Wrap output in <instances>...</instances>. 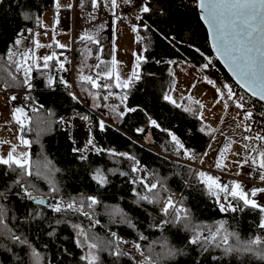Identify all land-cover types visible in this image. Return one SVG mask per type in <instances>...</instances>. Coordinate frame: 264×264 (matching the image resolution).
I'll return each instance as SVG.
<instances>
[{
    "label": "trees",
    "instance_id": "1",
    "mask_svg": "<svg viewBox=\"0 0 264 264\" xmlns=\"http://www.w3.org/2000/svg\"><path fill=\"white\" fill-rule=\"evenodd\" d=\"M77 1L75 0V5ZM90 1L87 0L85 5H89ZM149 2L153 11L139 13L143 19H136L135 23L140 27L139 33L135 34L143 37L139 42L142 45V55L146 58V61L140 62L138 69L141 79L134 80L127 89L116 87L112 80L108 79L106 84L111 87L101 88L102 96L99 101L100 108L105 104L111 107L104 99L108 92L122 98L127 95V100L123 101L125 107L137 108L136 112H127L121 117L119 115L121 111L111 107L105 116L111 114L113 122L102 120L99 115L87 109L78 98L74 99L73 95L64 91L70 88V85L55 82L51 87L46 84L44 86V82L35 79L33 73L30 79L33 91L28 95L22 89H28L24 82L21 85L13 83L9 80L7 72L0 68V83L4 87L0 95L6 97L7 104L10 103L12 95L20 99L28 95L31 97L28 101L33 103V106L36 105L40 111L38 113H41L37 115L41 121L37 131L33 130L37 118L26 124L23 133L19 130L20 135L32 142L26 147L29 148L31 160L34 159V175L24 177L23 182L32 192H38L45 197L60 194L67 202L96 196L100 203L90 211L93 220H99L100 223L90 231L102 240L109 239L110 232H116L119 237L130 243L137 241L142 233L147 237L146 240H139L144 254H149L151 245V255L160 258L159 264H264V259L252 254L233 252L226 255L223 248L208 246V251L204 252L199 245L188 243V238L193 233L186 230L182 224L165 225L163 230L151 227L163 220L161 207L158 204L137 200L136 193L144 191L140 183H132L133 180H139V172H132L133 161L113 154L128 153L136 157L140 162L138 167L146 168L153 175L155 182L162 180L169 191H182L181 197L191 212L193 224L207 225L214 231L217 222H225L228 231L236 232L241 241L256 235L264 237V230L259 228L260 211L244 207L240 202L236 212H221L216 199L208 195L204 186L196 180L194 173L198 172L199 168L186 158H178L180 153L176 152L168 132L161 130L167 129L174 133L185 148L198 156L204 151L211 137L200 131L202 120L195 102L190 106L180 103L181 106L177 107L163 99L164 94L169 93L173 86V70L178 65L185 63L195 67L202 78L215 81L217 87L224 83L232 87L237 85L211 52L195 2L190 0ZM161 6L164 8V15L156 11ZM54 8V0H0V53L7 52L18 37L17 33L23 32L24 37L27 35V29L34 31L41 28L42 14ZM25 15L27 19L24 18ZM143 23H147L150 30H144ZM160 33L174 39L169 42L162 39ZM81 44L84 45L83 42ZM94 55L95 49L92 47L91 58ZM205 64H208L207 68L203 67ZM85 71L91 75L90 68ZM101 82L105 84L104 80ZM78 85L79 87L85 85V88L93 90L88 81H81ZM236 91L246 99L249 98V95L238 86ZM253 102L256 106L261 103L256 99ZM10 105L12 107L15 103L11 102ZM185 108H190L191 111H185ZM228 108L243 113V110L236 108L232 102H229ZM83 112H88L91 116L89 136L95 145V148L85 153L88 157L86 160H81L80 153L73 151L75 142L68 126L61 121L62 117ZM253 113L255 118L264 120L263 115H256L255 111ZM149 117L155 119L160 128L152 127L148 122ZM100 121H104L103 129L100 128ZM138 128H144L145 131L138 133L136 131ZM147 136H150V139L146 143L144 139ZM96 148L103 151L97 152ZM47 162H50L49 166H46ZM98 168L105 170L108 177V183L103 186L92 179L93 172ZM109 169L114 172L107 171ZM37 172L39 175H36ZM18 178H20L18 171L0 165V193L6 197L0 198V204L6 209L7 228L27 236L42 254L40 264H87L80 259L86 254V249L84 251L76 245L75 229L71 225L81 223L87 227L89 220L79 213L72 211L57 213L49 206L27 200L20 185L14 183ZM53 187L59 191L52 192ZM164 194L161 190L162 197ZM114 210H123L136 227L121 223L119 216L110 215ZM57 221L60 223L57 224ZM53 229L55 234L48 236V232ZM208 234L205 229L204 235ZM162 236L167 238L169 246L178 250L175 256L167 257L166 249L161 246ZM229 242L235 243L232 238ZM9 248H13L11 241L7 236L0 235V264H18L13 252L8 251ZM123 248L126 249L125 244ZM13 251L23 258L24 264H32L27 247L15 246ZM100 256L102 264H138L142 259L140 252L136 254L129 252V255L117 258L109 251H104Z\"/></svg>",
    "mask_w": 264,
    "mask_h": 264
},
{
    "label": "snow or ice",
    "instance_id": "2",
    "mask_svg": "<svg viewBox=\"0 0 264 264\" xmlns=\"http://www.w3.org/2000/svg\"><path fill=\"white\" fill-rule=\"evenodd\" d=\"M105 3L107 6L110 3L111 8L113 9V14L115 15V9L119 7L117 0H91V6L93 9H96L100 6L101 3ZM125 4H131L132 0H123ZM83 4V0H81ZM197 7L200 11V18L208 26L209 34L213 42V47L216 49L219 56L223 57L225 63L229 66L230 70L233 72L236 77L237 83L241 88L250 93L253 97H258L260 101L264 102V0H196ZM56 7L59 9V0H56ZM70 7V6H69ZM138 11L140 14L151 13L153 8L149 0H142L141 4L138 6ZM161 15H164V8L161 6L156 9ZM27 19V15L24 17ZM94 18V17H93ZM119 18V17H117ZM137 20H142V15L136 16ZM58 23V20L56 21ZM144 30H150V26L147 23H143ZM29 33H32V29H27ZM132 31L139 33L140 27L133 25ZM47 34V33H45ZM34 35H39L35 33ZM161 38L168 40L174 39V37L164 36L163 33H160ZM19 38H16L13 41L12 46L7 49L6 59L7 62L15 66L17 72H22L24 76V84L30 89L32 84L30 83L31 73L33 67H42L44 69L49 68V61L58 59L56 53L50 55H44L43 57H36L34 53V48L22 47L25 43L23 32L17 33ZM80 39L94 41L99 43L98 40H94L92 35H89L87 32L84 33ZM137 40H143V37L137 35ZM33 45L35 48L44 47L38 41L33 40ZM60 48L66 47L65 45L58 44ZM51 47V45H48ZM146 51V49H145ZM199 51V49H197ZM60 55H63L61 53ZM39 59L42 60V65L35 63ZM32 61V63H30ZM146 61V58L143 55L136 56V64L133 69L132 75H130L127 80L120 82V77L116 76V87H122L124 89L129 88L130 84L134 80L141 79L139 74L140 62ZM210 62V61H209ZM171 63V61L169 62ZM113 66L117 64L115 58L112 60ZM97 69L100 68V65L95 66ZM204 68L208 67V64L203 65ZM59 68L64 69V63L59 62ZM101 75L112 79L111 71H104L103 73L97 72L96 78H93L91 75H82L81 80L88 81L91 83L93 88L103 87L109 88V84H99L97 81L100 79ZM15 79V77H13ZM207 79V78H206ZM61 81L67 85L66 81ZM55 82L54 78L48 77V86L51 87ZM208 83L216 87L215 81L208 80ZM216 92L219 94V99L217 103L223 102L224 108L229 107V102H232L236 108L243 110V119L244 121H252L254 113L251 110H245V97L238 95L232 86L227 83H224L221 87H216ZM111 95V93H109ZM75 99V95L73 94ZM108 97L105 96L104 99ZM11 100H16L17 96L12 95ZM24 99L27 101L31 99L30 96L25 95ZM163 99L170 101L177 107L181 105L172 99L170 93H165ZM127 100V95H124L122 102ZM196 103L203 109L204 105L200 104L199 101ZM28 105L15 107L12 112L13 120L19 125L20 132L23 133L26 130V124L30 123L33 117L29 116L25 111ZM42 107V106H41ZM32 112H38L39 109L32 107L30 109ZM185 111H191L190 108H185ZM137 108H127L125 107L124 111L119 112V115L123 117L127 112H136ZM239 115V113H238ZM82 119L87 120L88 117L84 116ZM200 119L203 120V114L201 112ZM149 124L152 127L160 128V124L155 120L149 117ZM243 126L244 132H251L252 124L245 123L243 125L237 124V127ZM105 127L104 121H100V128ZM162 131L168 132L171 142L173 143L175 150L179 153L181 150L185 157L192 158V153L189 149L185 148V145L181 140L172 132L167 129H161ZM136 131L144 132V128H138ZM201 132H206L212 139H215L214 133L217 129L212 128L209 125L202 126L200 129ZM20 144L25 146H30L32 143L28 139H25L22 135L18 137ZM243 140L245 141H258L260 145L258 147L251 146V151L256 153V155H249L247 158L242 161H236L235 163L238 167L242 168L244 165H249L253 171H256L259 176L260 181H264V134L261 132H256L254 136L244 135ZM233 141L229 140L223 148L220 150L219 158L216 162V168H225L226 165L221 161L224 157L225 152L229 149ZM0 144H11L10 150L6 155H0V165L6 166L12 171H18L20 178L14 181L15 184L20 185L23 189V194L25 197L31 200H36L39 204H44L46 201L44 198H39L33 196L28 192L27 187L23 182L24 177H31L34 175L33 172V161L31 160L30 154L27 151H17V145L12 144L11 141L0 140ZM95 148L93 139L90 137L85 145L84 149L74 148V152L80 153V159L86 160L88 157L84 152L89 147ZM211 147V145H209ZM245 149H249L250 145L245 144ZM97 152L103 151L102 149L96 148ZM114 155H120L128 158L133 161L132 172H140L141 169L138 167L139 161L134 156H130L128 153H113ZM207 156L208 153L203 154ZM238 155V154H237ZM50 162L46 163V166H49ZM59 171V169H55ZM114 172V170H107ZM121 175H126V173H120ZM241 173L237 171L236 176H239ZM6 175V173H5ZM39 175V172L36 173ZM196 180L199 184L203 185L207 194L214 197L216 202L219 204L221 212L232 211L236 212L239 209L240 202H242L244 207L251 209H258L261 213V220L259 228L264 230V204L260 203L256 197L257 194H264V187H253L250 190H246L244 182L239 180H232L228 183H221L220 178L211 175L205 171H198L194 173ZM251 175V173H249ZM92 179L97 182L98 185H105L108 183V177L105 170L96 169L92 174ZM132 183H140L143 186V193L137 192V200L140 202H147L149 204H158L162 203L160 211L163 213L167 219L161 220L158 224H154L151 227L164 229L165 225L169 224H182L186 230H190L193 234L188 238V243L191 245H199L201 250L206 252L208 251V246L223 248L226 255L232 254L233 252L237 253H247L264 259V237L256 235L252 238H249L246 241H241L239 235L236 232H229L225 222H217L214 227L215 230H212V227L207 225L193 224L191 221V212L185 206L183 197L176 198L174 194H169L166 196L161 195V190L164 193H168L169 190L165 187L162 180H157L153 183H148L146 178L141 176L139 180H133ZM187 183V181L185 182ZM190 186V185H189ZM52 192H58L59 189L53 187ZM135 191V189H134ZM223 194V195H221ZM0 198H5L3 193H0ZM236 201L237 203H233ZM100 203L99 199L96 196H87L79 200L72 199L70 202H64L63 198L56 200L55 203H50L49 207L53 211L60 213L62 211H72L74 213H79L89 220V225L86 227L81 223H73L71 226L75 229V243L78 247L86 249V254L80 257L81 260L86 261L87 264H102L100 253L104 251H109L111 255L119 258L120 256H127L129 252L127 249L123 248L124 244H128L129 241L124 240L122 237H119L116 232H110V238L106 240L100 239L90 230L100 223L99 220H93L91 209L94 206ZM39 214H36L38 216ZM110 215L119 216L121 223H126L132 228H135L136 225L132 222V219L123 212V210L113 211ZM6 209L3 204H0V235H5L11 241L13 248L15 246L27 247L29 259L32 264H40L42 259V254L37 251L35 246L27 238L17 234L12 229L7 228L5 224ZM33 217V219L36 218ZM60 221H57L59 224ZM207 229L208 235H204V231ZM55 230L48 232V236H53ZM230 238L234 239L235 243H230ZM142 233L139 235L137 241H133L132 247L140 252L142 259L138 264H159L160 258L154 257L151 255L149 246V254L145 255L142 250V246L139 243V240H146ZM162 247L166 249L167 257H173L177 254L178 250L174 247L169 246L168 240L166 237H161ZM155 243V242H154ZM13 248H9L8 251L13 252V256L18 261V264H24L23 258L19 256L16 252L13 251ZM213 259H216L213 257Z\"/></svg>",
    "mask_w": 264,
    "mask_h": 264
},
{
    "label": "rangeland",
    "instance_id": "3",
    "mask_svg": "<svg viewBox=\"0 0 264 264\" xmlns=\"http://www.w3.org/2000/svg\"><path fill=\"white\" fill-rule=\"evenodd\" d=\"M73 6H75V3L73 4ZM35 33H39V35H34ZM53 33V29L47 31L39 28L35 29L32 33L27 32V35L24 36L26 40L24 39L25 43L22 47L33 48V40H36L41 45H44V47L34 48V53L36 51H45L44 54L56 53L57 57L58 55L63 53V55H60V59H54L51 63H49V71H45L47 69H41V71H39L38 76H43V79H38L37 77L35 79L42 80L44 82V86L45 84L48 86V77H54V73H56L57 80L61 81V78H63V81H66L67 85H70L72 87L71 89L64 90L65 92H68L69 94L73 93L76 98H78L84 105H86L87 109H90L92 112L99 115L102 120L113 122V117L111 114H107V116H105V114L111 107L107 104H105L103 108L99 107V101L101 100L102 96L101 88L95 89L91 86L93 90L91 89L90 91L89 87L85 88V85L79 87L78 85L79 82L83 81L81 80L82 75H89L88 73H86L85 70H87V68L92 67V63L96 58V54L94 55V57L91 58V50L89 48H84L82 44H80L78 41H71L70 39L69 41H67L66 37H64L62 40V45H65L66 47L60 48L57 46L58 44L56 43L57 45L55 48L52 46L53 38L51 34ZM44 35L47 38L40 40ZM126 37L127 40H125L123 44H127L132 50L121 56L119 55L118 50H115V60L117 61V64L114 66L112 76V82L115 85L117 82V75L120 77V82L127 80V78L132 75L133 69L135 67L134 61L136 59V56L139 55L140 52L142 53V45L137 40V35L128 34ZM48 45H51V47H48ZM66 52L69 53L68 56H65ZM59 62L64 63V69H66V71L61 70L59 68ZM30 63H32V61H30ZM0 68L7 72L9 80L13 83L17 85H21L23 83V73L17 72L15 70V66L7 62L6 52L2 54L0 53ZM50 69H52V71ZM32 74L33 71L31 73V76ZM173 74L174 82L171 90L169 91L172 96V99L176 100L178 104L182 103L185 106H190L193 102L196 103V101H199L200 104L204 105L203 109H201L200 106L196 103V106L199 108L200 115L202 112L204 117L201 126L209 125L212 128L217 129V131L214 133L215 139L213 140L212 137H210L209 143L204 151V153L207 152L208 155H202L200 159V166L198 164H195V167L199 168L198 171H205L213 176L219 177L221 183H228L232 180H239L244 182L246 190H250L251 188L256 187V185L258 184H256L251 175H249V173L252 174V171H249V169L252 168H250L249 165H244L243 167H245L246 169L240 171V167H238L235 162L242 161L249 155H256V153L251 151V146L258 147L260 145V142L254 140L245 141L243 140V136H254L256 132H261V134H264V120H260L258 118L255 119V117L253 116L252 121H244L243 113H239L238 115V112L235 111V109H225L223 102L217 103V100L219 99V94L216 92L217 86L214 87L212 84L208 83L209 79L202 78L195 67L184 63L178 65L173 70ZM13 77H15V79H13ZM62 84L65 85L63 82ZM0 85L2 84L0 83ZM22 89L28 95H30L33 91L32 87L30 89ZM107 97L109 105H114L109 100V98L111 97V99L114 100L113 97H115L117 103L116 106H118V110H125V105L124 102H122V97H119L118 95L112 93L111 95H109V92L107 94ZM11 102L15 103V105H12V107L10 105ZM23 105H28L25 111L29 116L33 117V119L37 118L33 130L37 131L40 128V116L37 115H40L41 113L31 112L30 110L32 107H37L36 105L33 106V103H30L28 100L26 101L25 99H20L18 97L16 100H11L10 103L7 104L6 97L0 95V140H7L11 141L12 144H16L18 146L17 151L29 152L28 147L23 144H20V141L18 139V137L21 136L19 133V125L15 122V120H13L12 117V112L14 108ZM84 116H87L88 119H82V117ZM61 121L62 123H65L68 126L71 137L75 142V148L84 149L87 140L90 138V114L88 112L72 113L71 115H68L64 118L62 117ZM245 123L252 124L253 130L251 132H244L243 126L239 128L237 127V124L243 125ZM229 140L233 141V143H231L229 149L225 152L224 157L221 161L223 164L226 165V167L222 169L216 168L215 165L219 158L220 150L226 143H228ZM144 142H149V136L144 139ZM245 144H249L250 148L245 149ZM209 145H211V147H209ZM10 148L11 144H0V155H6ZM91 148L92 147L90 146L84 152V154ZM179 153L180 155L178 156V158L185 159L183 151L181 150ZM188 159L189 158H186V160ZM32 161L34 162V159ZM140 169L141 171L139 172V177H145L148 183L155 182L153 175L146 168L141 167ZM237 171H240L241 173L239 176L235 175ZM251 184H253V187H250ZM261 186H264V184H261ZM28 192L33 194H39L38 192H32L30 190H28ZM168 193H165L164 195H167ZM53 195H51L50 198H53L54 202L62 198L60 194ZM63 201L67 202L64 199ZM167 218L168 217H165L163 215L162 219L164 220ZM125 248L132 254L137 253V251L132 247V243L130 242L128 244H125ZM83 250L85 251L84 248Z\"/></svg>",
    "mask_w": 264,
    "mask_h": 264
},
{
    "label": "crops",
    "instance_id": "4",
    "mask_svg": "<svg viewBox=\"0 0 264 264\" xmlns=\"http://www.w3.org/2000/svg\"><path fill=\"white\" fill-rule=\"evenodd\" d=\"M86 2L87 0H83L82 4L81 0H78L76 5L73 6L75 0H59L60 7L57 9L56 0H54L55 8L50 11H45L41 16V22L43 20L41 29L47 31L53 29L54 33L51 34L53 38L52 46L55 48L57 44H62L64 37L67 38V41L70 39L71 41H78L80 44L83 42L84 48H89L91 50L93 47V49H95L96 58L92 63V67H90L91 76L96 78L97 72L103 73L104 71H111L113 76V69L115 65L113 66L112 60L115 58V50H118L120 56L132 50L127 44H123V42L127 40L126 36L128 34H135V32L132 31V27L136 23V16L139 14L138 6L141 4L142 0H132L131 4H125L123 0H117L119 7L115 9V15L113 14V9L111 8L110 3L105 6V3L102 2L99 7L93 9L91 6V1L89 5H85ZM57 20L58 23L56 22ZM86 32L89 35H92L94 40H98L99 43L88 40L82 41L80 37ZM46 38L47 37L44 35L40 40ZM33 48H35L34 45ZM44 52L45 51H36L35 56L38 58L43 57L44 55H50L44 54ZM68 55L69 53H65V56ZM139 55H142V53L140 52ZM58 58L60 59V55H58ZM52 61H49V63ZM36 63L42 65L43 61L37 59ZM98 64L100 65L99 69L95 67ZM134 64H136V59ZM41 69L44 68L33 67V73L38 79L44 78L43 76H38ZM50 70L52 71V69ZM45 71L49 70L47 69ZM53 78L55 82L62 84L60 80H57L56 73H54ZM102 80H104L106 84L108 78L101 75L97 82L99 84H103L101 82ZM113 98L114 100H112L111 97L109 98V100L115 105H112L111 107L117 109L118 111L115 97ZM204 151L199 156L192 154V158H189L188 161L194 165L198 164L200 166V159L204 154ZM245 169V167H242L240 168V171ZM249 171H252L251 177L253 178L254 182L259 185H256V187H264L261 186V184H264V181L258 180V173L252 169H249ZM256 198L260 203L264 204V194H257Z\"/></svg>",
    "mask_w": 264,
    "mask_h": 264
},
{
    "label": "water",
    "instance_id": "5",
    "mask_svg": "<svg viewBox=\"0 0 264 264\" xmlns=\"http://www.w3.org/2000/svg\"><path fill=\"white\" fill-rule=\"evenodd\" d=\"M196 10H197V13H198V16H199L200 21L202 22L203 26L205 27V30H206V33H207V38H208V44L210 46L211 52L213 53L214 57L218 60V62L220 63V65L224 68V70L229 75V77L233 80V82L240 87V85L237 83L236 77L234 76L233 72L230 70L229 66L225 63L223 57L219 56L218 53H217V51H216V49L213 47V42H212V39H211L210 34H209L208 26L200 18V11L201 10L197 7V4H196ZM241 89L245 93H247L248 95H250L251 97H253L250 93L246 92V90H244L243 88H241ZM253 98H255L256 100L260 101L258 97H253ZM260 102H262V101H260ZM262 103H264V102H262ZM41 197L44 198V200L46 202L44 204H40V205L47 206L48 205V202H47V198L46 197L39 196V197H37V199H39ZM33 202L35 204H39V203H37L36 200H33Z\"/></svg>",
    "mask_w": 264,
    "mask_h": 264
},
{
    "label": "built area",
    "instance_id": "6",
    "mask_svg": "<svg viewBox=\"0 0 264 264\" xmlns=\"http://www.w3.org/2000/svg\"><path fill=\"white\" fill-rule=\"evenodd\" d=\"M190 2L196 3V0H190ZM69 89H71V88H69ZM233 89L238 95H241L239 92L236 91V89H237L236 87H233ZM3 91H4V87L0 85V93H2ZM71 94H73V93H71ZM253 100L254 99L250 96L248 99L245 98V101H246L245 109L255 111L256 115H263L264 116V103H259V105L256 106L255 103L253 102ZM181 192L182 191H171L167 195L174 194L176 198H180ZM31 194H33V193H31ZM36 195H38V194H33V196H36ZM27 200H28V198H27ZM50 203H55L53 198L51 199ZM162 203H163V201H161V203H158V205L162 207Z\"/></svg>",
    "mask_w": 264,
    "mask_h": 264
},
{
    "label": "flooded vegetation",
    "instance_id": "7",
    "mask_svg": "<svg viewBox=\"0 0 264 264\" xmlns=\"http://www.w3.org/2000/svg\"><path fill=\"white\" fill-rule=\"evenodd\" d=\"M28 200H30V201H31V199H28Z\"/></svg>",
    "mask_w": 264,
    "mask_h": 264
}]
</instances>
